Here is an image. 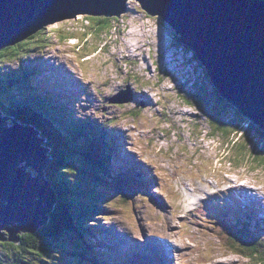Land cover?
<instances>
[{
	"label": "rangeland",
	"instance_id": "374dc122",
	"mask_svg": "<svg viewBox=\"0 0 264 264\" xmlns=\"http://www.w3.org/2000/svg\"><path fill=\"white\" fill-rule=\"evenodd\" d=\"M131 2L129 0L126 15L123 16L124 12L112 21L110 38L104 43L87 26L86 15L78 14L75 18L47 26L50 44L29 50L25 58L4 60V65L15 71L26 63L38 66L36 77L42 79L43 84H36V88L56 91L62 97L58 100L65 104L72 118L84 120L96 130L106 127L103 133L107 142V136L116 141L119 156L114 161L110 159L108 170L118 172L116 170L127 167L132 171L134 186L128 195L99 187V194L103 189V197L98 194V198L105 203L106 210L94 215L96 227L100 228L91 238L98 242L103 254L106 255L109 247L120 260L109 264H147L145 256L129 251L128 245L120 257L117 250H120L121 240L115 235L117 228L119 234L124 233L122 240L126 244V233L136 240L132 229L143 236L148 230L156 236L162 233L167 244L175 235L164 230L178 228L180 216L186 234L181 244L188 246L191 258L195 256L205 264H250L244 255L227 248L217 235L221 218L208 206L220 203L217 208L231 217L227 221L232 217L250 219L253 232L264 240V138L253 136L246 122L232 121L230 117L237 116L230 105L218 107L220 115L215 113L220 121L231 124L229 135L223 136L220 130H214L206 116L215 106L217 94L207 75L202 74L204 67L199 69L188 59L189 54L163 53L161 46L165 45L158 37L162 35L160 20L142 10L137 1ZM85 29L91 35L80 47ZM63 35L70 39L62 41ZM171 59H176V63L169 62L171 67H175L180 59L183 64L189 63L188 68H183L188 74L197 68L196 82L188 84L195 80L192 77L179 86L180 78L167 73L165 68L167 60ZM55 83L61 86L57 88ZM127 85L133 98L122 96L126 100L111 102L110 99L127 89ZM195 88L207 100H195L191 94ZM217 101L225 103L221 97ZM13 120L10 117L8 121L12 123ZM107 123L109 125H105ZM241 143L247 146L240 156L232 146ZM75 161L80 163L77 158ZM142 178L149 181H138ZM57 230L54 228L53 232ZM2 232L6 233V230L2 229ZM170 232L172 236L168 235ZM23 234L25 237L27 233ZM42 237L44 239V235ZM101 238L108 247L99 241ZM140 238L131 241L130 245H138L135 249H141L150 239ZM55 241L50 238L51 247H56ZM40 242L38 239L37 246ZM163 246L160 244L159 248ZM70 253H65L63 246H59L56 258H47L49 262L44 264H53L52 261L56 264H92L88 259L74 258V252ZM177 255L182 260L185 252ZM33 256H27L28 264H34ZM124 256L129 260L134 256L136 261L124 260Z\"/></svg>",
	"mask_w": 264,
	"mask_h": 264
},
{
	"label": "water",
	"instance_id": "95a60500",
	"mask_svg": "<svg viewBox=\"0 0 264 264\" xmlns=\"http://www.w3.org/2000/svg\"><path fill=\"white\" fill-rule=\"evenodd\" d=\"M127 1L0 0V50L78 14L118 17ZM136 1L166 23L163 53L194 57L220 97L264 132V0ZM173 35L180 46L174 44ZM182 60L175 67L169 62L176 59L167 60L166 71L179 77L181 86L192 77L195 80L188 84H193L196 71L184 72L189 63ZM122 96L133 98L128 85L110 101L126 100ZM9 119L0 113V240L17 243L20 233L33 234L47 223L57 197L45 179L51 162L45 138L32 125Z\"/></svg>",
	"mask_w": 264,
	"mask_h": 264
},
{
	"label": "trees",
	"instance_id": "16d2710c",
	"mask_svg": "<svg viewBox=\"0 0 264 264\" xmlns=\"http://www.w3.org/2000/svg\"><path fill=\"white\" fill-rule=\"evenodd\" d=\"M137 11L139 12L140 9ZM125 15L126 12L123 16ZM84 17L88 23L87 26L89 25V29L92 30L91 32L100 36L103 43L107 38H110L108 33L112 28V21L117 18L90 15ZM161 22L167 28L166 23L162 20ZM88 35L91 34L87 33L86 29L82 31L83 40L80 47L87 41ZM173 38L174 44L180 46L178 37L173 35ZM49 39L45 28L15 46L0 50L1 116H9L11 120L32 125L39 131L38 135L45 138L44 143L50 147L49 155L51 157V162L45 170L46 179L52 182L51 187L56 191L57 197V205L52 212L48 213L47 223L39 227L35 233H25V237H22L24 234L20 233V240L17 243L0 240L2 249L0 264H28L27 256L31 254L34 255L32 257L34 264H44L49 262L47 258H56L59 246H63V250L67 254L74 252L72 256L78 260L88 259L93 264L113 263L119 259L112 250L108 258L105 256L106 261L103 259L101 255L104 254L101 252L98 242L91 238L99 228H91L95 227L96 223L92 213L98 208L103 213L105 207V203L99 201L98 198V185L110 188L115 194L124 193L125 195H128L129 189L133 185L127 174H116V172L108 170L112 155L115 159L114 153L118 152L116 141L108 136L109 143L107 142L103 133L106 131V127H97L99 130H96L92 125L86 124L84 120L72 118L65 104L58 100L59 96L56 91L36 88V84H42V80H38L36 77L38 66L26 63L20 70L15 71L4 65V60L20 59L29 50L47 45L50 42ZM65 39L70 38L61 36L62 41ZM183 50L187 52L184 46ZM143 83L145 84L144 80ZM180 90L183 95L187 96L182 89ZM196 90L195 88L193 92L191 91L195 100L201 98L207 100ZM215 92L217 91L215 90ZM216 94V100L213 102L215 106L205 116L208 117L214 130H220L223 136H226L231 129V124L229 121H220L215 113L220 115L219 108L229 104L225 100V103L220 104L217 101L220 95ZM236 116L237 118L235 115L230 117L232 121L246 122L247 128L253 136L264 138V132L241 117L237 111ZM105 125H109V123ZM239 125L243 124L239 123ZM246 146V143H241L233 145L232 148L236 149L237 154L240 155L243 154ZM76 158L80 163H76ZM98 180L100 184L96 183ZM125 182H129V186L125 185ZM102 190L99 194L101 198L103 197ZM218 221L219 227L216 232L225 242L227 248L244 255L250 264H264V240L253 232L250 221L240 219L227 221L224 218ZM54 228L55 230L58 228L56 231L60 233L58 236L56 232H53ZM4 235L7 236L6 233ZM50 238L56 239V247L55 245L51 247L53 242H50ZM38 239L41 240L39 246H37ZM60 262L62 263V261ZM52 263L56 264L54 261Z\"/></svg>",
	"mask_w": 264,
	"mask_h": 264
},
{
	"label": "bare ground",
	"instance_id": "6f19581e",
	"mask_svg": "<svg viewBox=\"0 0 264 264\" xmlns=\"http://www.w3.org/2000/svg\"><path fill=\"white\" fill-rule=\"evenodd\" d=\"M136 1V0H135ZM124 13V12H123ZM150 16H152V15H150ZM159 20H160V24H159V26L160 27H163V24H162V22H161V18L159 17V16H156ZM163 21V20H162ZM106 30V29H105ZM159 34H157V36H158ZM159 38H160V40L159 41H161L162 40V35H159L158 36ZM31 38V37H30ZM29 39V38H28ZM157 45V44H156ZM132 51H135V50H132ZM110 137V136H109ZM115 141V140H114ZM199 208H201L200 206H198ZM169 231V230H168ZM98 232H99V229H98ZM172 233H174L173 231H171ZM168 233V235L169 236H172V233ZM98 236V235H97ZM150 240V239H149ZM100 242H103L105 245L107 244L106 242H104V240L101 238L100 240H99ZM162 241H163V243H161V244H163L164 246H166L167 244H166V242H165V238H163L162 239ZM139 243H141V242H139ZM143 244V243H142ZM143 248H144V244L141 246V249L139 248H137V249H134L133 250V252H140V251H142L143 250ZM161 248H163V247H161ZM109 249V248H108ZM154 249H156L157 250V247L156 246H154ZM163 250H164V248H163ZM109 251H111V249H109ZM158 251V250H157ZM165 252H166V250H164ZM144 254H147L146 252L144 253ZM145 256V258H147V256L146 255H144ZM133 258H131L130 260H129V258H127V259H124V260H129L130 262H135L136 261V259L134 258V256H132ZM113 261V260H112ZM118 261H120V260H118ZM118 261H113V262H115V263H119Z\"/></svg>",
	"mask_w": 264,
	"mask_h": 264
},
{
	"label": "clouds",
	"instance_id": "9594fccd",
	"mask_svg": "<svg viewBox=\"0 0 264 264\" xmlns=\"http://www.w3.org/2000/svg\"><path fill=\"white\" fill-rule=\"evenodd\" d=\"M127 3H129V0L127 1ZM130 3H132L131 0H130ZM130 3L127 4L126 10H129V9H128V5H130ZM140 7H141V6H140ZM126 10H125V11H126ZM142 10H143V9H142ZM125 11H124V12H125ZM145 12H146V11H145ZM146 13H147V12H146ZM122 14H123V13H122ZM118 17H119V16H118ZM153 17H156V16H153ZM162 28H163V27H162ZM193 58H194V57L191 58V61L195 62V64L198 63V62H197L195 59H193ZM194 66H195V65H194ZM198 68L200 69V68H202V67L198 64ZM196 69H197V68H196ZM194 71H195V69H194ZM202 74H203V76H205V72H202ZM207 78H208V77H207ZM211 85H212V84H211ZM179 86H181V82L179 83ZM214 89H215V88H214ZM216 93H217V92H216ZM58 96H59V95H58ZM61 98H62V97L59 96V99H61ZM222 99H223V98H222ZM230 106H231V105H230ZM231 107H232V106H231ZM232 108H233V107H232ZM24 124H27V123H24ZM43 138H44V137H43ZM44 141H45V140H44ZM45 145H46V143H45ZM46 146H47V145H46ZM47 147H49V146H47ZM49 148H50V147H49ZM117 153H118V152H117ZM117 153H116V154H117ZM118 156H119V154H118ZM97 182H99V184H100V181H99V180H98ZM98 192H99V190H98ZM104 209H105V208H104ZM92 216H93V215H92ZM97 227L100 228L98 225H97ZM94 228H96V223H95V227H92L91 229H94ZM61 229H62V227H61Z\"/></svg>",
	"mask_w": 264,
	"mask_h": 264
},
{
	"label": "flooded vegetation",
	"instance_id": "af4514ba",
	"mask_svg": "<svg viewBox=\"0 0 264 264\" xmlns=\"http://www.w3.org/2000/svg\"><path fill=\"white\" fill-rule=\"evenodd\" d=\"M32 239V238H31Z\"/></svg>",
	"mask_w": 264,
	"mask_h": 264
}]
</instances>
